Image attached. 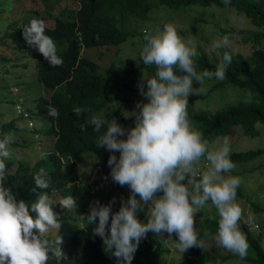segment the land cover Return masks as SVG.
I'll return each instance as SVG.
<instances>
[{"label":"clouds","instance_id":"1","mask_svg":"<svg viewBox=\"0 0 264 264\" xmlns=\"http://www.w3.org/2000/svg\"><path fill=\"white\" fill-rule=\"evenodd\" d=\"M223 4L228 7L231 0H223ZM45 29V22L33 17L23 28L24 40L42 54L50 66L59 67L63 60ZM143 40L141 59L156 71L154 77H143L138 84L140 94L146 99L137 102V110L132 112L134 127L125 129L112 119L97 142V147L113 153L107 161L110 177L120 186H128L130 196L127 200L121 199L115 213L111 211L112 202L101 205L95 201L89 213L80 215V219L94 225L93 235L102 239L105 251L111 253L118 264H132L139 243L149 232L160 238L164 233L168 234L167 238L175 234L178 239H172L170 246L181 252L192 247L203 249L204 242L199 238L194 217L211 202L218 215L216 246L245 260L249 244L240 230V222L252 225L255 215L249 212L245 218L236 202L241 178L230 175L236 167L230 159V140L218 137L210 143L192 128L187 111L189 96L204 92L202 85L206 79L223 81L226 78L232 55L224 51L215 71H198L193 60L195 48L190 46L191 41L182 40L172 24L164 25L163 30L155 34L145 29ZM230 46V37L225 35L213 40L207 51L211 54ZM194 81L199 87L193 86ZM12 92L16 95L17 89ZM252 101L253 93L249 91L244 103ZM17 105L27 117L17 114ZM14 111L18 118L26 120V128L33 132L36 125L29 120V111L21 101L14 102ZM47 113L52 118L59 116L58 109L51 105ZM74 113L80 115L81 109L75 108ZM105 123L91 117L81 125V130L91 126L99 133ZM125 135L126 138H121ZM12 139L6 135L0 140V264H48L53 257L61 264L66 259L62 239L58 235L54 240L46 238L52 230L58 232L61 227L58 214L53 210L54 201L47 192L41 191L30 206L36 213L33 218L29 206L22 200L17 201L11 189L4 185L5 160L13 155L9 149ZM115 152H119V158ZM201 160L206 161L204 170L197 166ZM33 179L35 189L50 187L49 180L39 174ZM59 204L64 209L77 207L73 197L64 198ZM146 206L147 222L143 223L137 213L144 212ZM255 226L259 228L258 224Z\"/></svg>","mask_w":264,"mask_h":264},{"label":"trees","instance_id":"2","mask_svg":"<svg viewBox=\"0 0 264 264\" xmlns=\"http://www.w3.org/2000/svg\"><path fill=\"white\" fill-rule=\"evenodd\" d=\"M34 1L18 0L17 4L14 0L12 4L8 5L11 16L26 15L23 16L21 24L18 21H12L7 24L6 31L0 30L1 38L10 39L14 46L10 47V44H7L5 40L0 41V44L6 45L4 47L7 48L10 47L12 52L26 56L24 47L28 44L23 37V28L33 17L39 18L45 22V34L53 39L57 55L63 60L61 66L53 67L42 54L37 52L32 60L34 62V82L23 81L18 77L17 79L21 82L16 83L18 86L34 84L41 86L44 94L34 99V110H28L29 120L33 121L34 117L44 120L47 127L43 130L36 129L35 132L52 140L50 150L30 169L22 163L16 164L15 160L5 162L7 178L4 185L11 189L17 201L22 200L29 206V213L33 218L36 213L31 211L30 206L41 191L47 192L49 197L59 194L64 198L77 199L80 215H87L90 205L95 201H99L101 205L112 202L111 194L93 197L89 189L85 190L76 184L78 168L75 160L79 156L86 155L109 167L107 161L111 155L110 152L106 148L97 147L98 137L106 130L107 123L99 133L94 132L91 126H86L84 130H81V125L85 124L89 118L95 117L96 113L101 112L113 101V98L107 97V94L118 88V79L121 74L114 69L105 75L99 73L96 62L81 56L83 50L120 45L128 35L120 31L116 24L125 21L131 15L145 17L153 5L162 6L172 11L195 5L204 8H233L238 14L247 17L255 27L264 28V0H231V5L228 7H225L223 0H65L66 6L57 7L55 15L54 11L49 13L48 10H44L42 14L39 13L38 9L33 8ZM49 1L40 0L43 4ZM55 1L56 6H59L64 0ZM21 6H23L22 9H20ZM1 7L4 9L3 4ZM35 7L39 8L37 4ZM68 11H72V14ZM50 19L53 20L52 26L49 25L48 20ZM243 34L246 36L245 42L250 41L258 44L262 42L261 37L257 35L245 31ZM224 51L230 52L232 62L227 66L226 78L213 86L209 93L225 85L233 86L243 93L240 101L214 112L200 111L187 106L192 128L201 132L210 143L218 137L228 135L237 127L242 129L244 135L255 137L259 134L255 126L257 124L264 125V46H259L246 58L234 54L230 49H220V61ZM193 60L198 71L204 69L215 71L218 64L211 61L202 52L196 53ZM9 62L11 59L8 61L5 58H0L1 66ZM19 67L21 64L16 61L13 69ZM139 68L146 69L147 72L155 76V67L146 66L141 58ZM3 75L8 76V71L6 70ZM6 79L5 77L2 80ZM249 91L253 93V101L244 103ZM122 102H130V100L125 99ZM49 105L58 109V118L48 115ZM119 107L121 108V106ZM75 108L81 109L80 115L74 113ZM19 119L26 121L21 117ZM130 120L132 121L133 118H127L121 124L124 125ZM21 131L22 128L18 125L17 120L11 119L0 126V140L6 136V132H14L18 136ZM16 143L12 144L16 145ZM260 155H262L261 150H250L231 153L230 159L233 163H247ZM37 174L49 180L50 187L48 189H35L33 178ZM110 181L117 184L112 179ZM240 194V190L237 189V195ZM111 211L115 213L118 208L111 207ZM57 219L61 227L58 232L53 231L56 236L58 235L62 239L61 248L66 257L61 261V264H118L117 259L105 251L102 239L93 235L94 225H88L86 220H81L80 217L58 214ZM110 224L111 215L107 226L109 229ZM195 228L199 233V238L204 241L209 235L217 233L218 220L198 218ZM240 230L247 238L248 253L252 254V256L247 255L245 260H241L232 253L226 256L210 257L201 253L199 247H192L189 248V254L175 264H223L232 259L248 264H264V250L260 241L252 235L243 220L240 222ZM167 236L168 234L164 233L162 237L169 239ZM46 238L55 239L51 236ZM158 238L159 236L151 232L145 236L144 241L147 246L143 253L146 255V260L141 262L139 258L135 257L133 260L135 264H157L153 261V256H156L160 250L155 251ZM172 238L178 237L173 234ZM48 264H57L55 257L51 258Z\"/></svg>","mask_w":264,"mask_h":264},{"label":"rangeland","instance_id":"3","mask_svg":"<svg viewBox=\"0 0 264 264\" xmlns=\"http://www.w3.org/2000/svg\"><path fill=\"white\" fill-rule=\"evenodd\" d=\"M13 1L14 0H0L1 31H6L7 24L12 21H18V23L21 24L23 16L26 15L24 14L22 17L10 15V8H8V5L12 4ZM16 3L18 4V0H16ZM65 3L64 0L59 6H56L55 0H50L46 4H43L40 0H35L33 2V8L36 10L38 9L41 14L44 10H48L49 13L54 11L55 15L56 8L65 7ZM1 4L4 5V9L1 7ZM35 4H37L39 8L35 7ZM22 7L23 6H21L20 9H22ZM68 13L72 14V11H68ZM48 21L49 25L52 26L53 20L50 19ZM166 24L175 26L178 34L185 43L191 41L190 46L195 48L196 53L202 52L211 61L216 63L220 62V50L209 54L207 49L213 40L220 39L225 35L229 36L231 40V46L228 49L234 54L241 55L245 58L249 57L259 46H264V28L255 27L247 17L238 14L233 8H204L195 5L178 11H172L162 6L153 5L148 10L145 17L131 15L128 16L125 21L116 24V27L120 31L128 35L127 39L120 45L86 49L81 53L82 57L97 63L99 73L105 75L114 69L121 74L118 79V88L107 94V97L113 98V101L101 112L96 113L94 115L95 117L104 120L106 123L115 119L117 123L125 129H129L134 125L132 112L137 110V102H145L146 99L140 94L138 84L143 77H154L151 73L147 72L146 69L139 68L141 51L144 46L143 32L147 29L155 34L158 30H163ZM9 28L11 27L9 26ZM243 31L261 37L263 43L245 42L246 36L243 34ZM2 40L10 44V47L14 46V43L11 42L10 39H3V37L1 38L0 36V41ZM4 46L6 45L0 44V58H5L8 61L11 59V62L4 66L0 65V126L11 119H15L22 128L18 136H16L14 132H6V135L12 136V143H17L16 145L12 143L9 145V149L13 155L11 158L6 159L5 162L15 160L16 164L22 163L30 169L50 150L52 140H48V138L42 137L41 134L35 132L36 129L43 130L47 127V123L44 120L34 117L33 122L37 128L35 127L33 132L27 129L26 123L15 114L14 102L21 101L28 110L33 111L34 99L44 94L41 86H38V84L32 86L16 85V83L21 82L22 79L27 82H34V62L32 60L35 58V54L38 51L34 47L26 45L24 47L26 56H23L18 52H12L10 47L7 48ZM16 61L21 64V67L14 70L13 65ZM6 70L8 71V76L3 75ZM5 77L7 79L2 80ZM18 77L22 79L18 80ZM218 82L220 81L216 79H206L202 85L205 91L198 95H190L188 98V105L196 110L214 112L229 105L237 104L242 98L243 93L233 86L225 85L209 93L211 88ZM193 86L199 87L198 83L195 81ZM16 89L17 94L15 95L12 90L15 91ZM125 99L130 100V102H122V100ZM119 106H121V108ZM127 118H133V120L122 125L121 122ZM255 128L259 131V134L255 137L244 135L240 127L233 129L228 135L223 137H228L230 140V154L250 150L262 151V155L255 160L247 163H234L236 167L230 175L241 178V184L238 188L241 194L237 195L236 202L243 209L245 218L249 212L255 215L254 224L246 225L252 235L260 241L264 250V125L257 124ZM121 138H126V135ZM110 154L112 155L113 153L110 152ZM114 154L119 158V152H115ZM75 163L80 178H78L76 184H79L85 190L89 189L93 197L111 194L113 197L112 207L118 208L119 210L121 199L127 200L130 196V189L128 186H120L111 183V170L109 167L93 157L82 155L76 158ZM205 165L206 161L201 160L197 166L201 170H204ZM137 198L139 199V197ZM50 199L54 201V210L57 214L77 218L80 217V206L77 202L76 209H64L59 204L64 197L59 194H54ZM146 211L147 206L144 212L137 213V218L143 223L147 222ZM194 218L195 220L198 218L218 220L217 210L211 203H208L200 213L195 214ZM257 224L259 228L255 226ZM48 236L56 238L53 230ZM215 236L216 234L209 235L203 241V249L199 247L201 253L210 257L231 254L225 249L216 246ZM164 239L166 238L159 237L155 244V251L160 249L158 254L153 256V261L155 263L175 264L189 254V249L185 252H181L170 246V244L173 243L172 239L176 240L178 238H169L167 239L168 242ZM144 240L145 238L141 240L137 251L134 253V258H139L141 262H145L146 260V255L143 252L147 245ZM247 255L252 256L250 253H247ZM133 260L132 264H135ZM223 264L248 263L232 259Z\"/></svg>","mask_w":264,"mask_h":264},{"label":"built area","instance_id":"4","mask_svg":"<svg viewBox=\"0 0 264 264\" xmlns=\"http://www.w3.org/2000/svg\"><path fill=\"white\" fill-rule=\"evenodd\" d=\"M16 111L18 115H22L23 117H27V113L22 109L20 105L16 106ZM31 126V124H30Z\"/></svg>","mask_w":264,"mask_h":264}]
</instances>
